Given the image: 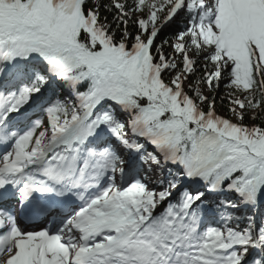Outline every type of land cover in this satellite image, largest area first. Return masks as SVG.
<instances>
[{"label": "snow or ice", "instance_id": "snow-or-ice-1", "mask_svg": "<svg viewBox=\"0 0 264 264\" xmlns=\"http://www.w3.org/2000/svg\"><path fill=\"white\" fill-rule=\"evenodd\" d=\"M221 83L235 120L205 94ZM246 112H264V0H0V264H264Z\"/></svg>", "mask_w": 264, "mask_h": 264}, {"label": "trees", "instance_id": "trees-1", "mask_svg": "<svg viewBox=\"0 0 264 264\" xmlns=\"http://www.w3.org/2000/svg\"><path fill=\"white\" fill-rule=\"evenodd\" d=\"M106 2V0H105ZM88 4H92V0H88ZM101 16H107L108 20L112 19V14L101 10ZM183 13H181L179 16H177L172 23H170L168 26H166L161 33L159 34V37L155 41V45H160L163 40L166 38L172 37L177 30H182L184 21L182 20ZM131 31H135V27L130 26ZM165 50L170 51V49L167 48V45H165ZM153 52H155V48H153ZM199 71L197 72V75H199ZM196 77H192L191 80H195ZM226 89L221 83V86L219 89H217L214 93H205L206 95H209V98L212 99L214 96L215 99V111L217 114L233 119V114L229 111V100L227 98L221 99L222 97H225ZM205 108H207V105H205ZM243 123L245 125H259L264 127V112H258L256 115V118H252V114L250 112H246ZM198 186V185H197ZM235 199V197H233Z\"/></svg>", "mask_w": 264, "mask_h": 264}, {"label": "rangeland", "instance_id": "rangeland-1", "mask_svg": "<svg viewBox=\"0 0 264 264\" xmlns=\"http://www.w3.org/2000/svg\"><path fill=\"white\" fill-rule=\"evenodd\" d=\"M205 93L207 94L208 92L206 91ZM38 99H41V98H37V97H34V98H33V101H34L35 104H36V102H37ZM235 119H236V118L233 116V120H235ZM242 213H243V212L240 211V212L236 213V216H237V217H240V218H243L244 215L251 216V215L253 214L252 212H245V211H244V214H242ZM256 217H257V216H256ZM262 219H263V217L258 216V218H257L258 222H257V223H260V222L262 221ZM245 221H246V220H245ZM246 223H247V221H246ZM241 226H242V224H241Z\"/></svg>", "mask_w": 264, "mask_h": 264}, {"label": "bare ground", "instance_id": "bare-ground-1", "mask_svg": "<svg viewBox=\"0 0 264 264\" xmlns=\"http://www.w3.org/2000/svg\"><path fill=\"white\" fill-rule=\"evenodd\" d=\"M33 109H36V108H35V105L31 106L28 110H31L32 112H35V110H33ZM256 216H257V217H256V221L258 222L257 218H258V216H261V214L259 213V215L257 214ZM241 219H242V226H243V224H245L246 221L243 220V218H241Z\"/></svg>", "mask_w": 264, "mask_h": 264}]
</instances>
